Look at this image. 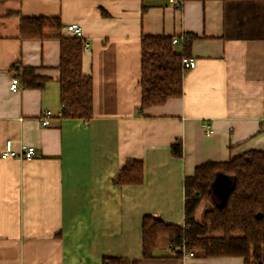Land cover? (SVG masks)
<instances>
[{
	"label": "crops",
	"instance_id": "crops-1",
	"mask_svg": "<svg viewBox=\"0 0 264 264\" xmlns=\"http://www.w3.org/2000/svg\"><path fill=\"white\" fill-rule=\"evenodd\" d=\"M174 1L0 2V152L6 141L16 152L35 149L29 160L0 158V264H188L164 235L143 256V218L183 225V180L197 166L264 152V0ZM38 17L81 28L89 46L82 71L93 87L86 125L58 117V39L20 36V19ZM183 35L195 67L181 96L141 109L142 37ZM25 67L45 79L42 88L10 89ZM43 111L52 113L46 127ZM128 160L142 163L143 183L115 187Z\"/></svg>",
	"mask_w": 264,
	"mask_h": 264
},
{
	"label": "trees",
	"instance_id": "trees-1",
	"mask_svg": "<svg viewBox=\"0 0 264 264\" xmlns=\"http://www.w3.org/2000/svg\"><path fill=\"white\" fill-rule=\"evenodd\" d=\"M6 0H0L4 2ZM58 18H21L19 33L24 40L48 37L59 41V101L60 119L78 120L86 125L93 116L91 77L82 71L81 39L63 36ZM170 37L143 36L141 39V101L140 108L161 106L182 94L185 70L181 58L187 56L190 41L181 53L174 50ZM23 88L40 89L45 79L35 75L33 68L14 70ZM171 155L180 158V144H172ZM221 178L228 184L222 196L214 184ZM144 180L140 161L123 163L112 183L115 187L141 185ZM183 225L165 224L151 216L142 220V253L152 257L159 236L167 237L171 249L181 244L186 249L203 253L204 258L237 257L244 264H264V152L247 151L227 161H208L197 166L183 180ZM211 206L201 220L195 213L202 202ZM102 264H124L121 259L105 258Z\"/></svg>",
	"mask_w": 264,
	"mask_h": 264
},
{
	"label": "built area",
	"instance_id": "built-area-1",
	"mask_svg": "<svg viewBox=\"0 0 264 264\" xmlns=\"http://www.w3.org/2000/svg\"><path fill=\"white\" fill-rule=\"evenodd\" d=\"M170 2L177 4L176 1L170 0ZM64 32L68 33L71 37L81 39L82 38V31L80 26L77 23H71L63 27L62 29ZM187 40L186 36L183 35L181 37H175L171 39V43L173 45L176 44H183ZM89 50V46L86 42H82V51L87 52ZM181 67L183 70L187 71L190 69H193L195 67V61L188 57H182L181 58ZM22 86L19 83L18 79L16 77H13L10 82V89L13 91H17L21 89ZM60 116V113H58V117ZM52 117V113L50 111H43L39 116V123L41 126L46 127L50 124V119ZM206 128L207 133L210 131L208 130V127L204 125ZM35 153L34 147H22L20 152H16L12 149V142L6 141L4 144V147L2 151L0 152V158L1 159H7V158H19V159H26L29 160L33 157ZM177 250L180 252L181 257L183 261H190L188 264H208L203 257V253L199 251H195L192 249H186L184 244H181L179 247H177ZM77 264H83L82 262H79Z\"/></svg>",
	"mask_w": 264,
	"mask_h": 264
},
{
	"label": "water",
	"instance_id": "water-1",
	"mask_svg": "<svg viewBox=\"0 0 264 264\" xmlns=\"http://www.w3.org/2000/svg\"><path fill=\"white\" fill-rule=\"evenodd\" d=\"M214 190L217 195L222 196L225 191L228 190V184L223 181L221 178H218L216 180V183L214 184Z\"/></svg>",
	"mask_w": 264,
	"mask_h": 264
},
{
	"label": "rangeland",
	"instance_id": "rangeland-1",
	"mask_svg": "<svg viewBox=\"0 0 264 264\" xmlns=\"http://www.w3.org/2000/svg\"><path fill=\"white\" fill-rule=\"evenodd\" d=\"M176 50H178V48H176ZM209 208H211V206H210V204L208 203V202H202L201 204H200V206H199V208H198V210H197V212H196V219L197 220H201V218H202V215H203V213L206 211V210H208ZM196 251V250H195Z\"/></svg>",
	"mask_w": 264,
	"mask_h": 264
}]
</instances>
